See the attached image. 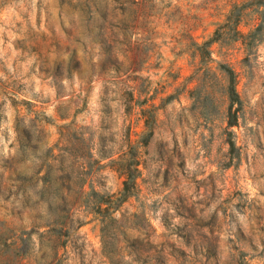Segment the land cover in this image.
<instances>
[{
    "label": "rangeland",
    "instance_id": "obj_1",
    "mask_svg": "<svg viewBox=\"0 0 264 264\" xmlns=\"http://www.w3.org/2000/svg\"><path fill=\"white\" fill-rule=\"evenodd\" d=\"M247 1L0 0V264H264Z\"/></svg>",
    "mask_w": 264,
    "mask_h": 264
},
{
    "label": "trees",
    "instance_id": "obj_2",
    "mask_svg": "<svg viewBox=\"0 0 264 264\" xmlns=\"http://www.w3.org/2000/svg\"><path fill=\"white\" fill-rule=\"evenodd\" d=\"M247 8H252L256 14L258 15V19L260 20L259 25L254 29V31L250 32L251 35H255L257 34L264 25V0H250L247 2H244L242 4H237L233 7V9L231 10L230 15L227 18V22L225 24V26L232 28L237 34L242 35V32L238 29L239 24L241 23V19L242 16L244 14V11ZM218 39V37H214L211 40L207 41L205 44L209 45L211 44L214 40ZM229 75H230V79H231V96L233 97V104L235 102L240 103L241 100L239 98V94L236 91L234 85H233V78H234V72L231 69L227 70ZM233 105H231L232 108ZM236 124L235 121H230V125H234ZM145 143V145L148 143L147 141L143 142ZM232 147L234 148V143L231 142ZM139 163V162H138ZM140 171L138 170V168H132L131 165H129L127 167V170H125L123 172V175L125 176L124 179V187L123 190L121 192V195L117 198V199H113L110 197L109 202L107 203V209H112L117 210L118 205L120 204V202L125 201L131 193V189L132 187L135 185L136 183V179L139 177ZM102 203V202H100Z\"/></svg>",
    "mask_w": 264,
    "mask_h": 264
}]
</instances>
